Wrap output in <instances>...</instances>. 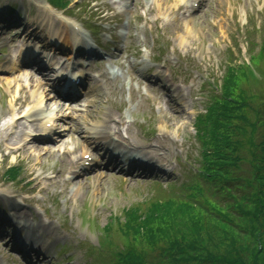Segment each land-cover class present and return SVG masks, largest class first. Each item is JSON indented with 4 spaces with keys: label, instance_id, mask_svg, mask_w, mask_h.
Listing matches in <instances>:
<instances>
[{
    "label": "rangeland",
    "instance_id": "obj_1",
    "mask_svg": "<svg viewBox=\"0 0 264 264\" xmlns=\"http://www.w3.org/2000/svg\"><path fill=\"white\" fill-rule=\"evenodd\" d=\"M193 2L200 6L190 7ZM46 4L0 0V14L17 15L21 24L11 32L13 20L0 25L6 35L0 41V264H26L8 239L19 231L17 224L7 228L4 213L13 208V217L22 215L34 228L27 240L43 242L48 257L39 264H94L89 249L112 245V220L180 184L198 164V120L211 99L222 98L230 67L238 71L235 97L241 90H264V0H72V11L55 16L47 15ZM88 20L97 27L94 38L87 30L81 34L101 43L104 60L92 59L97 63L75 109L47 97L45 110L55 109L58 133L30 144L32 137L25 136L41 126L40 119L29 123L21 115L33 111V90L49 82L22 60L9 71L8 57L30 42L55 48L53 57L70 58L72 50L62 43ZM101 135L146 164L125 160L104 169L96 149ZM88 143L97 159L83 168L76 161ZM13 167L22 169L25 182L6 180Z\"/></svg>",
    "mask_w": 264,
    "mask_h": 264
},
{
    "label": "trees",
    "instance_id": "obj_2",
    "mask_svg": "<svg viewBox=\"0 0 264 264\" xmlns=\"http://www.w3.org/2000/svg\"><path fill=\"white\" fill-rule=\"evenodd\" d=\"M51 2L65 9L72 1ZM237 77L230 67L222 98L198 120V164L112 220V245L93 248L94 264H264V90L235 97ZM21 175L20 167L6 173Z\"/></svg>",
    "mask_w": 264,
    "mask_h": 264
},
{
    "label": "bare ground",
    "instance_id": "obj_3",
    "mask_svg": "<svg viewBox=\"0 0 264 264\" xmlns=\"http://www.w3.org/2000/svg\"><path fill=\"white\" fill-rule=\"evenodd\" d=\"M179 2H187V0H178ZM48 6V5H47ZM49 29H53L51 27H49ZM81 29L83 30V28L81 27ZM85 31V30H84ZM192 31V28L189 29V33H191ZM52 36L54 37H59V35L57 33H52ZM78 39V34L77 33H74L72 35V38H68L65 40V43H62L63 46H69L70 47V50H73L74 46L76 47ZM28 46L27 49L25 50V53L28 51V54L30 57H33L34 56V53L39 50V46L38 45H34V44H31L30 42L26 45ZM71 52V51H70ZM22 53V52H21ZM22 57V55H20V58ZM68 59H71V56L70 58ZM27 64H30V63H27ZM44 64L45 66L47 67V69H52L54 70V72H57L59 71V69L57 68V64L56 63H53V58L51 56L50 53H45L44 54ZM69 65L67 64V67ZM67 69V68H66ZM70 71H66V74H69ZM56 75V74H55ZM55 78V77H54ZM9 80V79H8ZM26 83H28V79H26ZM60 89H65L66 86H61L63 83L61 81L57 82L56 83ZM28 85V84H27ZM30 85V84H29ZM51 87V86H50ZM63 91V90H62ZM32 97L34 98V101H35V106L33 107V111L30 110L27 114V118L29 119H34V117H38V119L40 118H48L52 123H56V118H57V115H56V112H54L55 109H48V110H45L43 109V106L44 104H46V98L48 97L49 99H53V97H51L50 95H48V90H46L45 88L43 87H40V88H36L35 90H33L32 92ZM16 99V97H15ZM14 99V100H15ZM13 102L12 101L10 103V105L13 107ZM32 111V112H31ZM10 112H16L12 109H10ZM11 120L14 122L15 120L13 118H11ZM42 129V132H47L48 133V130L43 127L41 128ZM51 133V131H49ZM48 135V134H47ZM102 136V135H101ZM28 137V138H31L30 135H26L25 138ZM37 141H34V139H32L29 143L30 144H33V143H36ZM89 145V146H88ZM87 145V150L85 152H82L81 156L79 157V160L76 161V163L80 164V163H83L85 161H89L87 159H85V155H87V153L90 154L89 152V148H93L91 146L90 143H88ZM97 151H104L105 153L102 155V157H104V155H106L108 152H111V155H110V158H109V162H105V158L102 159L101 157V161L99 162L100 165H102L104 167V169H106V167H108V169L111 167H118L120 166L122 163H123V160L126 158L127 160H130V162H132V164L136 165V166H139V164H146V163H142L141 162V159L139 157V155L135 154L131 148H127L125 146H122L118 143H115L109 139H107V136H102V139L100 141V144L97 146ZM139 153H141L142 151L139 150L138 151ZM15 207V206H14ZM16 208V207H15ZM19 208V207H18ZM17 209V208H16ZM14 209V210H16ZM20 220H22L20 218ZM20 229V228H19ZM22 229L25 230V227H22ZM34 228L31 227L30 229L27 230V233H26V236H28V233H31V230H33ZM21 231L22 230H19L16 235L13 237V239L11 240L12 243H15V244H19L18 246L21 248L23 246V241L19 238L20 237V234H21ZM24 243H26L24 241ZM30 246V249L33 250V249H36L38 248L39 246H41L40 244H38V247L34 246V245H29ZM32 254H34L35 256L37 254H40L39 252H37L36 250L34 252H32Z\"/></svg>",
    "mask_w": 264,
    "mask_h": 264
}]
</instances>
